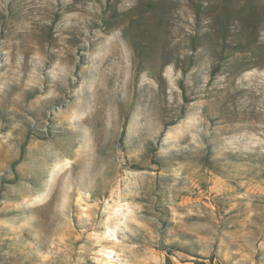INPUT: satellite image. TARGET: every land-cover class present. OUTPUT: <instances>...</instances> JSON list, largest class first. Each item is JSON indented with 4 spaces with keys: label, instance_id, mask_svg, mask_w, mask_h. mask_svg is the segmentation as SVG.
I'll return each mask as SVG.
<instances>
[{
    "label": "rangeland",
    "instance_id": "rangeland-1",
    "mask_svg": "<svg viewBox=\"0 0 264 264\" xmlns=\"http://www.w3.org/2000/svg\"><path fill=\"white\" fill-rule=\"evenodd\" d=\"M114 1L0 0V264H264V55Z\"/></svg>",
    "mask_w": 264,
    "mask_h": 264
},
{
    "label": "trees",
    "instance_id": "trees-1",
    "mask_svg": "<svg viewBox=\"0 0 264 264\" xmlns=\"http://www.w3.org/2000/svg\"><path fill=\"white\" fill-rule=\"evenodd\" d=\"M148 8L150 17L138 15L135 21L145 31L153 34L165 33L170 27L166 23L169 14V2L177 9L188 12L191 17L186 50L188 60L194 54H210V77L227 72L225 64L231 56L245 53L254 61L264 55V43L258 44L264 32V0H135ZM108 13L103 19L107 29L128 26V21L136 18L127 12L119 11L116 0L107 4ZM132 10V9H131ZM130 10V11H131ZM104 12V14H106ZM156 12L160 15H156ZM140 24V25H139ZM130 30V28H129ZM243 65L239 71L244 72L254 66ZM153 153V152H152ZM17 163L14 162L13 165Z\"/></svg>",
    "mask_w": 264,
    "mask_h": 264
}]
</instances>
